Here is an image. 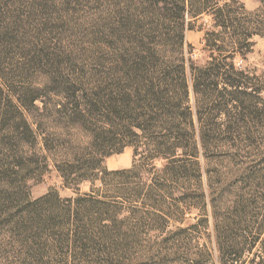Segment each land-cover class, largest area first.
Here are the masks:
<instances>
[{
	"label": "rangeland",
	"instance_id": "rangeland-1",
	"mask_svg": "<svg viewBox=\"0 0 264 264\" xmlns=\"http://www.w3.org/2000/svg\"><path fill=\"white\" fill-rule=\"evenodd\" d=\"M7 1L17 11L20 55L11 51L2 72L25 70L13 86L24 88L19 95L39 89L42 99L23 109L0 81V142H8L10 128L21 133L16 146L0 149V264H264V202L238 226L215 220L211 206L236 177L264 174V0H174L170 13L179 19H155L157 38L148 33V5L137 0H26L18 9ZM172 30L183 32V42ZM143 36L185 67L208 64L224 74L232 64L244 72L250 95L241 113L223 105L226 115L216 111L221 82L217 98L189 95L197 128L217 130L209 145L196 135L179 141L149 122L90 110L78 124L55 112L53 90L60 89L44 87L53 73L76 81L85 110L105 69L128 59ZM38 54V65H23ZM23 118L33 131L40 120L37 138L22 134ZM229 125L238 129L227 133ZM68 142L82 148L74 161L62 157L74 147L65 149ZM179 142L184 149H173ZM55 144L64 147L53 153ZM5 183L10 190L2 192ZM257 191L264 195V183ZM222 231L231 233L222 238ZM100 232L113 237L101 240ZM216 244L243 250L228 257Z\"/></svg>",
	"mask_w": 264,
	"mask_h": 264
},
{
	"label": "trees",
	"instance_id": "trees-1",
	"mask_svg": "<svg viewBox=\"0 0 264 264\" xmlns=\"http://www.w3.org/2000/svg\"><path fill=\"white\" fill-rule=\"evenodd\" d=\"M25 1L11 0L12 3H16V9H18L19 2ZM137 1H140L142 6L148 5L145 9L146 15H150L148 23L151 25V28L148 33L155 35L154 37L156 38L159 34H162V30H158L160 26L158 27L154 22L155 19L160 22L162 20L170 22V19H173V21L179 19V17H175L170 13L177 3L174 0ZM177 1L178 5L179 1L180 5L183 3V0ZM7 3H9L7 0H0V81L8 91H11L10 96L12 95L11 98L16 101L18 106L23 109L27 107L36 108L34 107V103L42 99L38 94L35 95V93H39V89H33L32 91L27 89L26 92H21V95H19L20 89L23 90L24 88H16L12 84L16 76L25 75L26 71L18 70V75H16V71L14 70L9 73L2 72V67L9 65L7 63L10 62L9 57L13 53L11 51H14L16 55L17 53L20 55L16 45V39L20 33V28L16 21L17 11L14 10L12 12V9L7 7ZM33 6L36 8L41 7V5L35 4ZM176 7L178 8L177 4ZM134 12H138L137 7H134ZM135 28H138V26L135 25ZM178 31L174 30L173 32L183 42V32L179 33ZM154 37L148 39L146 36H143L140 42L136 43L135 47L130 51L128 59L114 62L105 69L106 74L99 80V89L95 94V100L91 104H85V110L82 109V105L84 106L83 96L81 95L80 98L77 96V93H80V91L78 92L77 90L78 84L76 81L71 79L62 81V78L54 76L53 73V78L51 80L48 79L49 81L44 87L50 86L53 83L58 85L57 89H60L58 92H56L57 90H53L56 96L60 98L55 112L63 116L76 117L78 124L83 123L84 114L88 111L90 112V110L97 111L102 116L108 118L112 117L120 120L123 118L127 123L134 121L149 122L151 128L155 127L166 131L168 134L175 135L179 141L193 139V136L196 135L201 146L209 145L208 140L215 136L217 130L215 128H197L196 124L192 121L189 95L191 94L193 97L201 95V98L214 95L217 98V85L221 82L225 85L224 97L218 100L219 102H216V111L226 115L227 110H222L223 105L226 108L230 106L231 109L233 108L241 113L245 109V101L243 99L250 95L246 90L247 87L244 80L247 78L244 72L236 71L232 64L228 65L227 72L224 74L216 68H209L208 64L198 69H194L189 65L185 67L183 60L175 62L173 59L164 58L163 54L155 49L157 42ZM162 45L168 46L167 40H164ZM153 47L155 48L153 49ZM35 59L26 61L23 65L36 66L39 62H42L44 56L38 54V56H35ZM222 100L223 103H220ZM88 108L89 110H87ZM258 117L259 115L256 113L255 118L258 119ZM37 122L39 124H36V129L33 131L23 118L22 129L24 131L22 134L29 133L31 136L37 138L42 130L40 120ZM236 127V125L226 126L225 131L232 133L238 129ZM138 128L142 129L140 126ZM10 131L12 133L9 134L6 140L16 146L19 143L16 134L21 135V133H17V127L10 128ZM231 140L226 139L224 141ZM8 142H0V149L7 147ZM181 143L179 142L173 149H184ZM44 146L49 152L48 146L46 144ZM71 146H74L72 151H67L62 157L63 160L74 161L80 155V152H82L81 145L75 146L68 142L64 147L62 144H55L52 147L53 153H56L61 147L69 150ZM236 183H241L243 187L232 189ZM263 183L264 174L260 175L250 172L247 176L239 177L238 179L236 177L231 185L219 194L217 198L218 202L213 201L212 204L211 201L213 218L215 220L222 218V222L226 224L233 223L238 226L243 224L245 220L254 217V206L256 207L257 204L264 202V195H258L257 191ZM8 190H10L9 184H3L2 192ZM230 233L228 231L219 232V237H228ZM112 237L113 235L111 236L107 232H100L101 240ZM216 245L218 252H223L228 257L231 254L241 253L243 250L240 244L229 247L227 250L220 247L219 244Z\"/></svg>",
	"mask_w": 264,
	"mask_h": 264
}]
</instances>
